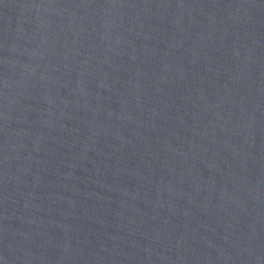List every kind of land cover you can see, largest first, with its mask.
<instances>
[{
  "label": "water",
  "instance_id": "95a60500",
  "mask_svg": "<svg viewBox=\"0 0 264 264\" xmlns=\"http://www.w3.org/2000/svg\"><path fill=\"white\" fill-rule=\"evenodd\" d=\"M0 264H264V0H0Z\"/></svg>",
  "mask_w": 264,
  "mask_h": 264
}]
</instances>
